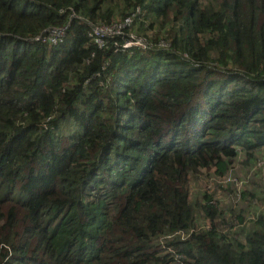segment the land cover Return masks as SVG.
<instances>
[{"label":"trees","instance_id":"trees-1","mask_svg":"<svg viewBox=\"0 0 264 264\" xmlns=\"http://www.w3.org/2000/svg\"><path fill=\"white\" fill-rule=\"evenodd\" d=\"M0 264H264V0H0Z\"/></svg>","mask_w":264,"mask_h":264},{"label":"built area","instance_id":"built-area-1","mask_svg":"<svg viewBox=\"0 0 264 264\" xmlns=\"http://www.w3.org/2000/svg\"><path fill=\"white\" fill-rule=\"evenodd\" d=\"M133 16L134 13L110 25H91L89 35L92 36L95 43L101 46L105 36L122 34L124 29L131 24ZM66 31L67 25L51 27L34 37L33 40L50 45H57L64 40ZM126 45L144 46V41L138 38H132L126 42Z\"/></svg>","mask_w":264,"mask_h":264},{"label":"rangeland","instance_id":"rangeland-1","mask_svg":"<svg viewBox=\"0 0 264 264\" xmlns=\"http://www.w3.org/2000/svg\"><path fill=\"white\" fill-rule=\"evenodd\" d=\"M260 165H263V162H260V164H258V166H260ZM247 178L248 177H246L242 173L241 168L235 164L233 169H231L226 176L221 177L220 179H215L213 185L215 183H219V184H222L224 186L230 187V184H232V187L237 186V189H239V188H243L244 181H246ZM210 186H212V184H209L208 187H210ZM225 199H226V197H224V200ZM231 200H233L234 203L236 202V200L232 196H231Z\"/></svg>","mask_w":264,"mask_h":264},{"label":"clouds","instance_id":"clouds-1","mask_svg":"<svg viewBox=\"0 0 264 264\" xmlns=\"http://www.w3.org/2000/svg\"><path fill=\"white\" fill-rule=\"evenodd\" d=\"M36 37V36H35ZM33 39V38H32ZM33 41H35V40H33ZM46 44V43H45ZM50 45V44H49Z\"/></svg>","mask_w":264,"mask_h":264}]
</instances>
